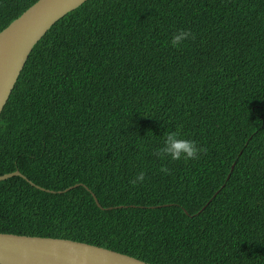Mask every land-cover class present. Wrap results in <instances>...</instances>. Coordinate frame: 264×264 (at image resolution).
<instances>
[{
    "label": "trees",
    "instance_id": "obj_1",
    "mask_svg": "<svg viewBox=\"0 0 264 264\" xmlns=\"http://www.w3.org/2000/svg\"><path fill=\"white\" fill-rule=\"evenodd\" d=\"M37 1L0 0V31ZM16 170L79 185L0 181L2 233L152 264H264V0L66 14L0 115V175Z\"/></svg>",
    "mask_w": 264,
    "mask_h": 264
},
{
    "label": "water",
    "instance_id": "obj_2",
    "mask_svg": "<svg viewBox=\"0 0 264 264\" xmlns=\"http://www.w3.org/2000/svg\"><path fill=\"white\" fill-rule=\"evenodd\" d=\"M85 1L87 0H38L0 31V115L34 46L58 20ZM234 165L235 163L231 170ZM14 176H21L35 187L50 192L64 193L79 185L75 184L59 191L50 190L35 184L19 170L0 175V181ZM92 194L99 207L103 208L96 195ZM0 264L152 263L72 239L0 232Z\"/></svg>",
    "mask_w": 264,
    "mask_h": 264
}]
</instances>
